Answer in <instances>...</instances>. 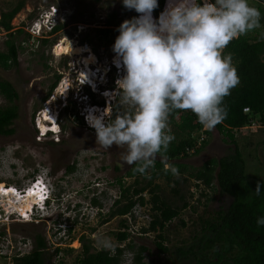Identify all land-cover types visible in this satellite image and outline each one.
<instances>
[{
  "label": "rangeland",
  "instance_id": "obj_1",
  "mask_svg": "<svg viewBox=\"0 0 264 264\" xmlns=\"http://www.w3.org/2000/svg\"><path fill=\"white\" fill-rule=\"evenodd\" d=\"M19 1L0 0V19L2 11L10 10ZM24 2V8L12 20V24L16 28L24 26L28 31L31 23L41 11L52 5L60 8L63 13L65 12L67 19L65 16L66 26L52 37L55 42L52 45L40 44L37 46V40L31 38L26 41L25 36H20L17 40L21 42L19 66L9 70L0 66V80L5 79L12 82L19 94L17 99L10 102L0 93V106L15 104L18 107V117L13 124L15 132L9 136L0 134V187L6 184L24 188L32 178L30 176L38 173L39 168L45 167L52 172V180L56 181L57 190L61 191L66 187L65 200L67 202L72 203L76 197L75 194L79 193V200L85 205L89 204V199L93 195L104 204L102 210L101 208L90 210V207H83L78 219L72 220L73 222L68 224L62 221L63 217L60 214L67 208L63 201L57 210H51L49 215L40 217L36 221L27 218L18 220V217L15 216L10 219L0 217V253L2 255L0 264H14L13 255L30 252L39 235L47 240L50 252H53L58 246L63 248L59 256L67 264H74L81 251V237L84 235L91 240L96 250L101 249L97 243L98 238L109 237L116 246H124L130 242H133L136 247L145 245L148 249L144 253L147 262L179 264L175 249L182 245L192 244L202 233L204 221L211 218V215L215 214L217 210L227 209L233 200L232 196L221 194L218 187L208 188L202 183L197 184L198 182L191 177L185 180L184 176L179 185L172 181L168 182L164 178L156 180L161 186L162 195L167 200L179 206H182L184 202L188 203L187 207L181 209L179 216L169 222L163 230L164 244L171 248V252L168 254L159 253L156 244L160 241L157 237L159 232H142V227L150 225L154 214L150 203L144 207L136 206L135 219L131 216L109 218L110 212L108 211L113 209H111V205L114 198L119 195L120 188L118 185L117 187L110 186L107 182L125 175L124 165L120 161V152H117L114 144L110 147L112 151L109 155V149L97 144L95 130L89 129L88 126L81 123L79 118L75 117L76 114L80 115L79 106L81 104L77 102L78 100L74 101L73 98L76 92L81 93L82 90L77 84L79 74L73 68L79 70L82 66V61L79 60L81 53L77 46L81 45V39L85 34H93L94 28L105 27L109 18L116 17L117 21L122 19L124 21L129 19L134 10H127L122 4V0H24ZM248 3L258 8L261 14L264 12V5L256 0H248ZM125 12L128 14L124 15ZM7 38L4 28L0 26V51H7L5 42ZM64 38L74 42L73 56L56 55L55 46ZM96 43L99 45L98 51H95L99 54V63L102 65L110 63L111 57L115 54L112 51L113 45L108 49L102 46L98 40ZM56 74L61 75V78L51 96L45 100L44 97L55 80ZM66 81L70 83L68 88L65 84ZM85 92H87L86 89ZM68 93L70 98L66 100ZM112 94L113 92L110 93V95ZM110 95L107 96L108 101ZM100 97L96 96L94 101H100ZM65 101L68 102V107L58 116L57 122L61 132L41 136L43 131H40L38 127H40L44 113L49 112L50 116L54 115L56 118L55 115H58L56 110H59ZM108 101H106L107 107ZM117 101L116 103L119 104L118 113H123L127 106ZM209 131L207 146L199 154L185 159V162L193 168L201 167L212 157L220 158L227 155L234 146L225 141L217 129ZM247 133L255 145H249V140L241 145L246 147L244 152L247 160V173L250 175L249 179L254 182V178L262 179L264 177V143L262 142L264 131L254 130ZM73 161L79 163L78 171L68 175L67 166ZM12 162L16 164H11ZM114 166H118L119 170L114 171ZM93 171L94 173H92ZM95 177H98L101 183L95 184V181H92L94 184L91 189L96 188L95 191H97L96 194H93L92 190H88L86 186L90 183V179ZM249 179L247 181H250ZM125 181L126 185H129L134 180ZM98 185L99 187H97ZM175 188L179 190L178 193L173 191ZM103 191H107L108 196L107 194L101 196ZM6 195L1 196L0 191V198H6ZM43 196L40 192L33 190L31 195L23 197L30 198L32 202H38L39 198L41 199ZM181 196L184 197V200L181 199ZM146 197L149 198L148 193ZM7 199L10 200L8 197ZM0 201V207L2 205V208L5 207L7 211L15 209L27 213L30 212V203L32 204V202H20L16 204V209L11 206L14 203L13 199L8 201L10 205L5 204V206H3L5 199H0ZM97 212H102V215ZM123 219L130 226V236L126 241L119 242L116 232L121 229ZM69 227H72L70 231ZM2 232H4L3 236ZM69 247L74 250L70 251ZM4 255L7 258L3 257ZM59 256H54L51 261L47 260V264H58ZM131 257L132 254H127L126 264Z\"/></svg>",
  "mask_w": 264,
  "mask_h": 264
},
{
  "label": "clouds",
  "instance_id": "obj_2",
  "mask_svg": "<svg viewBox=\"0 0 264 264\" xmlns=\"http://www.w3.org/2000/svg\"><path fill=\"white\" fill-rule=\"evenodd\" d=\"M122 4L138 15L124 20L117 29L119 35L112 46L115 64L110 61V68L91 72L90 82L81 87V93L76 92L73 100L82 105L79 114L83 119L88 113L85 126L95 130L97 144L106 149L115 144L123 149L119 153L121 161L135 165L134 172L145 174L155 167L158 156L167 161L169 145L175 139L168 123L174 111L190 110L207 130H213L227 118L224 98L239 85L240 79L232 55L223 54L224 49L234 38L260 28L261 13L248 0H165L156 16L153 12L159 7L158 0H122ZM65 16L67 19V14L60 8L50 15L51 33L57 26L65 24ZM28 33L32 35L30 31ZM32 39L38 41L34 35ZM40 43L41 40L37 46ZM96 96H101L100 101H94ZM69 98L68 93L66 100ZM119 98L127 108L112 118V106ZM67 107L65 101L56 110L55 122ZM51 122L47 121L48 124ZM57 125L58 130L52 128L54 125L44 131L38 127L43 131L41 136L60 133V125ZM166 171L179 178L178 168L166 164ZM30 177L24 188L5 185L8 189L13 188L20 197L31 195L35 190L45 195L43 199L40 201L38 197L39 201L33 204L29 213L15 209L7 211L1 206L0 217L10 219L15 216L18 220L36 221L49 215L51 210H57L63 201L67 208L60 214L62 221L68 224L78 219L83 207H90V210L101 207L93 203V199H98L94 195L87 205L79 200V193L75 194L72 203L67 202L66 187L57 190L52 172L45 167ZM260 191L261 185L257 183L255 193L259 195ZM119 196L120 193L112 205ZM256 223L264 226V216ZM97 243L102 250L115 254L116 245L111 238H98ZM132 257L127 264H133Z\"/></svg>",
  "mask_w": 264,
  "mask_h": 264
},
{
  "label": "trees",
  "instance_id": "obj_3",
  "mask_svg": "<svg viewBox=\"0 0 264 264\" xmlns=\"http://www.w3.org/2000/svg\"><path fill=\"white\" fill-rule=\"evenodd\" d=\"M256 1L264 5V0ZM164 2L165 0H158L159 7L154 10L153 16L162 10ZM24 6V0H20L10 10L1 13L0 26L4 28L8 38L5 41L7 51H0V66L6 70L19 66L21 42L17 41L18 38L22 35L25 36L26 41L32 38L24 26L16 28L12 24V20ZM126 14L128 13L125 12L124 15ZM137 15L134 10L129 19ZM261 15V27L234 38L223 53L232 55L233 64L240 79L239 85L224 98V104L228 110L227 118L215 126V129L223 135L224 140L234 145L231 152L220 158L212 157L198 168L187 164L185 159L199 154L207 146L209 140L204 139L195 152L186 153L188 148L195 146L199 139L197 132L202 130L203 126L190 110H176L169 116L170 133L175 139L169 145L167 161L156 159L155 167L147 170L145 174L134 172V166L118 179L120 196L112 205L111 209H113L109 211V218L130 214L135 219V207H144L150 203L154 214L150 225L142 227V232H159L157 237L160 241L156 244L159 253L162 254L171 252V248L164 244L163 230L169 222L179 216L181 209L187 207L188 203L184 202L182 206H179L167 200L162 195L161 186L156 180L164 178L168 182L172 181L179 185L184 176L185 180L191 177L198 182L197 184L202 183L208 188L218 187L221 194L232 196L233 200L227 209L217 210L211 218L204 221L202 233L192 244L182 245L175 249L179 264H264V226H258L256 223L258 218L264 216V177L254 178V182L249 179L244 152L246 147L241 145L248 140L249 145H255L247 132L264 131V37H262L264 12ZM122 21L123 19L117 21L116 17L109 18L105 27L94 28V33L85 34L81 42L92 44L94 51H98L99 45L96 43L98 40L102 46L109 49L119 35L117 29ZM65 26L66 24L57 26L51 34L53 36L58 34ZM54 43V39L49 37L41 39L40 44L52 45ZM60 78L61 75L56 74L55 80L44 97L45 100L51 96ZM0 93L10 102L19 97L13 83L5 79L0 80ZM119 101L120 98L117 102ZM100 103L104 104V101ZM246 107L250 108L249 112L244 111ZM118 108L119 104L114 103L112 118L119 114ZM17 117L18 107L15 104L0 106L1 135L9 136L15 132L13 124ZM75 117L85 125L82 116L76 114ZM252 121L258 122L261 127H249ZM205 132L208 136L210 135L209 130ZM262 142L264 143V138ZM166 164L178 168L179 178L173 176L170 171H166ZM72 168L75 169V166L69 169ZM128 176H135V179L132 184L126 185L125 178ZM248 179L250 181H247ZM257 183L261 185L259 195L255 193ZM173 191L179 192L176 188ZM147 193L149 198L146 197ZM181 199L184 200V197L181 196ZM93 203L100 206L102 204L98 199H93ZM183 223L185 224L184 221ZM129 227L123 219L121 229L116 232L119 242H124L129 238ZM1 235L3 236L4 232ZM36 239L30 252L13 255L14 264H47V260L51 261L63 250L58 246L50 252L49 244L43 236L39 235ZM81 242L82 248L74 264H126L125 257L129 253L133 256V264H160L145 261L144 253L148 250L145 245L136 247L133 242H130L124 246H116L113 255L107 250L94 249L91 240L85 235L81 237ZM69 250L74 249L69 247ZM0 256H2L1 253ZM3 257L7 258L5 255ZM59 258L58 264H67L60 256Z\"/></svg>",
  "mask_w": 264,
  "mask_h": 264
},
{
  "label": "built area",
  "instance_id": "obj_4",
  "mask_svg": "<svg viewBox=\"0 0 264 264\" xmlns=\"http://www.w3.org/2000/svg\"><path fill=\"white\" fill-rule=\"evenodd\" d=\"M211 2H214V0H211ZM56 10H58V8H56L54 5L50 6L49 8H46V9H43L41 11V13L39 14V16H37L33 22L31 23V26L29 28V31L32 33V35L35 36V38L38 39V43L39 44V41L43 38H49V37H53V34H51V30L53 28V23H52V20L50 19V15L53 14ZM81 44V47L83 48V54H85L86 56L90 57L91 55H94L95 57V61L92 62V64L90 65L89 67V70L91 72H94V73H98L99 70L102 68V67H111V63L109 64H106V65H102L99 63V56L98 54L94 51L93 47L91 46L90 43L88 42H80ZM114 58H115V54L113 57H111V62L113 64L114 63ZM84 61H82V66L80 67L79 70H77V68L73 67L75 72H78V76H77V84L80 86V87H84L85 84L87 82H90V80L88 79V77H86L84 75L85 73V68L86 65L83 64ZM102 78V76H100V79ZM84 98H87L86 94H84ZM108 100V99H107ZM96 107V106H95ZM244 111L245 112H249L250 111V108L249 107H246L244 108ZM107 112V111H106ZM88 113H85L84 114V118L85 116L87 115ZM252 127H259L260 124L256 121H252L251 123ZM205 129L203 127L202 130L198 131L197 133H199V139L198 141L196 142L195 146L194 147H191V148H188L187 149V152L186 153H193L195 152V150L200 147L202 145V142L204 139H206L208 137V134L205 132ZM184 155V153L182 154Z\"/></svg>",
  "mask_w": 264,
  "mask_h": 264
},
{
  "label": "bare ground",
  "instance_id": "obj_5",
  "mask_svg": "<svg viewBox=\"0 0 264 264\" xmlns=\"http://www.w3.org/2000/svg\"><path fill=\"white\" fill-rule=\"evenodd\" d=\"M74 49H75L74 48V42L72 40L68 39V38H64L55 46V53L58 56H62V55H71V56H73ZM77 49L79 50V53H81V57H80L79 60L80 61H84L85 64L84 63L83 64L86 65V67H87V68H85L84 75L86 77H90L92 75V73L89 70V67L92 64V62L95 61V57H94V55H91L90 57H85L86 55L83 54V48L81 47V45H78ZM81 64H82V62H81ZM65 84L67 85V88L70 85L69 81H66ZM53 118H55L54 115L50 116L49 112L44 113V115L42 116L41 121H40V128L44 131V130L50 129L49 127L52 126V124H54V126L52 128L55 129V130H58L57 122H55V119H53ZM47 121H50V122L52 121V122L48 124ZM5 188H7V189H5ZM8 188L9 187L6 186V185L0 187L1 196H4V195L7 194L6 198H0V199H5V202H3V206H5V204H8V201H12V199H13L14 203H12L11 206L16 208V209H17L16 204H19L20 202H25V201H26V203L27 202H32L30 200V198L18 196V193H15V190H13V188L12 189H8ZM7 197L10 198V200L7 199ZM43 197L40 199V201L43 199ZM0 203H1V201H0ZM35 203L36 202H32V204L30 203V206H31L30 210H31L33 204H35ZM8 205H10V203Z\"/></svg>",
  "mask_w": 264,
  "mask_h": 264
},
{
  "label": "flooded vegetation",
  "instance_id": "obj_6",
  "mask_svg": "<svg viewBox=\"0 0 264 264\" xmlns=\"http://www.w3.org/2000/svg\"><path fill=\"white\" fill-rule=\"evenodd\" d=\"M116 149H117V152L119 153V152H121V151H123V149H121V148H119V147H117L116 146ZM111 151H112V148H109V155L111 154ZM112 160H114L113 158H112ZM120 161H121V159H120ZM121 163H122V165H124V168H125V174H126V172L129 170V169H131V168H133L135 165H132V166H129V165H127V164H124L122 161H121ZM79 163L78 162H76V161H73L71 164H69L68 166H67V169H66V171H67V174L68 175H72V174H75L77 171H78V168H79V165H78ZM71 166H75V169L74 168H72L71 170L69 169ZM85 167V166H84ZM103 168V167H102ZM113 169H114V171H117V170H119V167L118 166H114L113 167ZM92 173H94V171L92 172ZM135 179V176L134 177H126L125 178V180H134ZM92 181H95V184H100L101 182H100V179H98V177H95L94 179H90V183L86 186V188H88V190H92L91 192H93V194H96L97 193V191H95L94 189H91V187H92V184H93V182ZM132 182H134V181H132ZM107 183H109V185L110 186H116L117 187V185L119 186V184H118V179H116V180H112V181H109V182H107ZM106 183V184H107ZM107 194V196H108V193L107 192H104V193H102V195L101 196H103V195H106ZM103 204L104 203H102L101 204V210L103 209ZM98 205V204H97ZM110 211V210H109ZM108 211V212H109ZM100 215H102V212L100 213ZM109 216V215H108Z\"/></svg>",
  "mask_w": 264,
  "mask_h": 264
},
{
  "label": "water",
  "instance_id": "obj_7",
  "mask_svg": "<svg viewBox=\"0 0 264 264\" xmlns=\"http://www.w3.org/2000/svg\"><path fill=\"white\" fill-rule=\"evenodd\" d=\"M157 159H160L159 156L157 157Z\"/></svg>",
  "mask_w": 264,
  "mask_h": 264
}]
</instances>
